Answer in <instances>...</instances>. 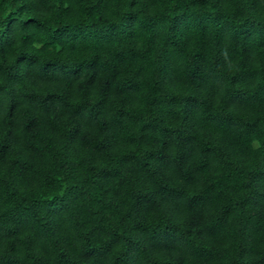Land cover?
Instances as JSON below:
<instances>
[{
	"label": "trees",
	"instance_id": "trees-1",
	"mask_svg": "<svg viewBox=\"0 0 264 264\" xmlns=\"http://www.w3.org/2000/svg\"><path fill=\"white\" fill-rule=\"evenodd\" d=\"M0 264H264V0H0Z\"/></svg>",
	"mask_w": 264,
	"mask_h": 264
}]
</instances>
